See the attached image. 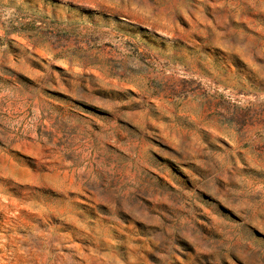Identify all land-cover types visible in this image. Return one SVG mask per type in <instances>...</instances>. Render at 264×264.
Returning <instances> with one entry per match:
<instances>
[{"label":"rangeland","instance_id":"obj_1","mask_svg":"<svg viewBox=\"0 0 264 264\" xmlns=\"http://www.w3.org/2000/svg\"><path fill=\"white\" fill-rule=\"evenodd\" d=\"M0 264H264V0H0Z\"/></svg>","mask_w":264,"mask_h":264}]
</instances>
